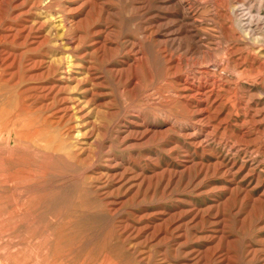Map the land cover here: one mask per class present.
Instances as JSON below:
<instances>
[{
	"label": "rangeland",
	"instance_id": "1",
	"mask_svg": "<svg viewBox=\"0 0 264 264\" xmlns=\"http://www.w3.org/2000/svg\"><path fill=\"white\" fill-rule=\"evenodd\" d=\"M31 251L264 264V0H0V264Z\"/></svg>",
	"mask_w": 264,
	"mask_h": 264
},
{
	"label": "bare ground",
	"instance_id": "2",
	"mask_svg": "<svg viewBox=\"0 0 264 264\" xmlns=\"http://www.w3.org/2000/svg\"><path fill=\"white\" fill-rule=\"evenodd\" d=\"M53 259H47L46 258V260H43V258L39 257V255L37 253L33 254L31 251V253L28 255V257L25 259L24 262H18L17 264H59L58 262L56 263L55 260H53Z\"/></svg>",
	"mask_w": 264,
	"mask_h": 264
}]
</instances>
